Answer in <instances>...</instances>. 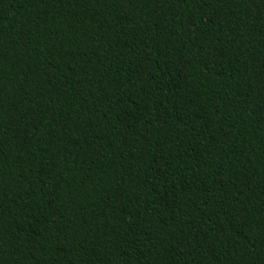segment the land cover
I'll return each mask as SVG.
<instances>
[{
  "label": "trees",
  "instance_id": "trees-1",
  "mask_svg": "<svg viewBox=\"0 0 264 264\" xmlns=\"http://www.w3.org/2000/svg\"><path fill=\"white\" fill-rule=\"evenodd\" d=\"M0 264H264V0H0Z\"/></svg>",
  "mask_w": 264,
  "mask_h": 264
},
{
  "label": "snow or ice",
  "instance_id": "snow-or-ice-1",
  "mask_svg": "<svg viewBox=\"0 0 264 264\" xmlns=\"http://www.w3.org/2000/svg\"><path fill=\"white\" fill-rule=\"evenodd\" d=\"M129 3H132L134 5L135 0H129ZM4 241L2 238H0V247H3Z\"/></svg>",
  "mask_w": 264,
  "mask_h": 264
}]
</instances>
